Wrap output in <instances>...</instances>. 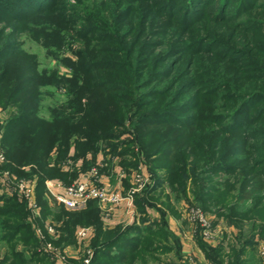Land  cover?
<instances>
[{"label":"trees","instance_id":"16d2710c","mask_svg":"<svg viewBox=\"0 0 264 264\" xmlns=\"http://www.w3.org/2000/svg\"><path fill=\"white\" fill-rule=\"evenodd\" d=\"M108 1L103 14L95 4L73 8L80 26L70 28L87 48L67 62V78L38 73L18 39L1 41L4 27L22 32L63 0H0V108L9 111L0 167L35 180L39 208L33 215L16 193H0V264H56L47 244L62 250L78 227L93 229L89 264H181L179 238L157 206L177 214L170 196L157 194L164 183L176 200L192 194L214 215L211 226L223 217L237 228L227 247L195 236L209 264H262L264 0ZM49 84L64 85L69 100L46 117L40 98ZM122 131L138 146L120 140ZM106 157H120L126 174L147 167L153 183L134 195L140 220L108 226L96 199L80 210L49 205L45 180L66 186L92 167L103 173Z\"/></svg>","mask_w":264,"mask_h":264},{"label":"rangeland","instance_id":"374dc122","mask_svg":"<svg viewBox=\"0 0 264 264\" xmlns=\"http://www.w3.org/2000/svg\"><path fill=\"white\" fill-rule=\"evenodd\" d=\"M108 0H63V4L61 8L52 13L47 14L39 19L31 22L26 29L22 32L17 33L16 30L12 31L13 28L4 27L1 31L4 33L3 38L1 41H9L13 38H16L21 42V47L29 54L35 56L36 59V70L38 73L45 75H49L54 71L57 74L63 75L64 77L70 78L72 76V67L68 65L67 62H74L76 60V50L82 49L85 50L87 48L86 44H84L80 39L75 38V31L70 27L77 28L80 26V19H73L75 17V9L87 10L89 8H93L92 5H96V8H99L100 12H102L105 8H107ZM109 5L114 8L113 3H109ZM72 11V13L70 12ZM70 12V13H69ZM69 14V15H68ZM78 20V21H77ZM1 28V27H0ZM70 28V29H69ZM16 33V35H15ZM20 34V35H18ZM58 34V35H54ZM12 35V36H11ZM158 51V50H156ZM44 90L41 94V114L44 116H48L50 114V109L53 106H62L67 105L69 98L67 94V89L64 85H56V84H49L43 87ZM8 110V109H7ZM2 110L0 108V122H6L9 111ZM130 120L127 118L125 122H129ZM126 123V124H127ZM2 129L0 130V140L2 137ZM135 135L131 131H122L119 135L120 140H130L134 142L133 144L137 145V142L134 138ZM99 160L97 161V163ZM3 163V162H1ZM22 169L27 170L28 167H22ZM0 171H7V169H3L0 167ZM14 173V172H13ZM12 173V174H13ZM126 173V172H125ZM127 175V174H126ZM14 178L16 179H25L21 176H17L15 173L13 174ZM217 178V177H216ZM29 180V179H25ZM35 182V180H34ZM157 194L160 195L161 200H165V195L168 194L170 196V204L173 205L175 208V212L177 214H172L171 211L167 210L168 208H164L161 201L157 203L159 208H163L166 210L165 219L168 223L170 220L173 221L172 223L175 224L180 230L183 232L181 233L182 240L188 241L190 238H195V236L201 237L202 240H205L211 245H216L218 243H223L226 247L228 246L227 243L233 240L235 234H237V228L235 225L226 221L223 217H219L217 219V223L214 226L210 225V220L215 219L214 215L210 212L204 211L196 199L193 198L192 194L189 193L187 199H179L173 196L170 192L167 184L164 183L162 189L157 191ZM49 205L51 202L48 200ZM250 204V200H246L242 207H247ZM53 207L55 204L52 205ZM62 206L63 205H56ZM65 208V207H64ZM115 208V207H113ZM66 209V208H65ZM192 209L199 210L202 213V217L207 221L208 229L203 230L201 229L200 224L198 223V219L193 215V219L191 218V211ZM68 210V209H67ZM157 211V210H156ZM158 212V211H157ZM139 216V213L137 211ZM159 214V212H158ZM137 216V217H138ZM136 217V220H140ZM157 219H159L157 217ZM249 226L247 222L244 223L243 230L248 233ZM82 227H78L79 230ZM168 228L171 232L177 235L170 227L168 223ZM76 230V231H77ZM37 234V232H36ZM92 237V236H91ZM85 241H79L76 238V241L72 244L64 247L62 250H59L55 246L52 248V258L55 259L56 264H76L83 261V259L88 255V251L90 250L89 242L90 239ZM179 238V236H177ZM180 241V239H179ZM257 251L262 259V264H264V236L259 239L257 243ZM199 248V247H198ZM1 251H3L2 247L0 246ZM50 251V252H51ZM91 251V250H90ZM175 252V251H174ZM92 253V252H91ZM172 253L167 256L169 260L172 258ZM191 255V253H190ZM188 254L182 255L181 259L178 262L181 264L188 260L189 262H194L195 264H209L206 260L205 262H201L195 260L188 256ZM205 257V256H204ZM59 259V260H57ZM206 259V258H205ZM70 261V262H69Z\"/></svg>","mask_w":264,"mask_h":264},{"label":"built area","instance_id":"2783aa9c","mask_svg":"<svg viewBox=\"0 0 264 264\" xmlns=\"http://www.w3.org/2000/svg\"><path fill=\"white\" fill-rule=\"evenodd\" d=\"M3 161L4 155L0 149V163ZM125 175V171L120 169L118 173L119 179L124 178ZM130 178L132 186L123 194L121 191L110 189L103 182V176L99 173L98 169L92 167L83 179L75 181L70 185L65 186L54 179L45 180V195L51 202L63 205L68 210H80L85 207L88 200L96 199L104 212V219L110 217L109 213H111L113 207L124 204L126 205L128 213L125 224H130L138 216L134 204V195L140 193L146 186L152 185L153 183L150 173L148 171L144 173L139 167L131 170ZM2 192L8 194L16 193L20 198L26 200L33 215L38 214L39 208L35 200L34 180L16 179L8 171H0V193ZM191 211H193L191 212V218L193 219V215L196 214L195 217L198 219L201 229L204 228V231L208 229L207 221L202 217V213L196 209H192ZM48 231L53 233L54 228L48 226ZM36 232L41 237L40 230L36 229ZM92 235L93 229L91 227H82L75 232V236L79 241L88 240ZM45 249L51 251L53 248L50 244H47ZM90 258L91 251L89 250L88 255L83 259L81 264H89ZM189 264L195 263L190 262Z\"/></svg>","mask_w":264,"mask_h":264},{"label":"crops","instance_id":"0c3cea01","mask_svg":"<svg viewBox=\"0 0 264 264\" xmlns=\"http://www.w3.org/2000/svg\"><path fill=\"white\" fill-rule=\"evenodd\" d=\"M103 159H105L103 155H101V154L98 155L99 161H101ZM106 159H107L106 160V171L101 173L103 176V179H102L103 182L112 190L121 191L123 194L126 193L128 191V189L132 186V181L130 178L131 173L130 174L127 173V175H125L124 178L119 179L118 173H119L120 169L122 168L119 165L120 157L114 158V159H110V158L106 157ZM137 167H139L140 170L143 171L144 173H146L148 171L147 167L145 166V164L143 162H139ZM86 174L87 173L81 174L79 176L78 180L83 179ZM53 204H55V206L58 205L55 202L50 203L51 206ZM147 212H148L151 219H157V217L159 218V214L154 207H148ZM109 216L110 217L108 219H104L105 223L108 226H114L116 224H123L124 225L126 223L127 217H128L126 205L122 204V205L116 206L115 208L112 209L111 213H109ZM172 222L173 221H171V220L168 222L169 227L177 234V236H179L180 243H181L182 255L188 254V256H190L191 258H194L195 260L205 262L206 259L204 257V254L200 250V248H198L195 240L193 238H190V240H188V241L182 240L181 233L183 231L180 230L177 226H175V224H173ZM1 253H2V251H1ZM190 253H191V255H190Z\"/></svg>","mask_w":264,"mask_h":264}]
</instances>
